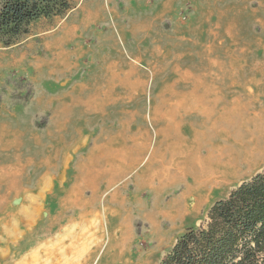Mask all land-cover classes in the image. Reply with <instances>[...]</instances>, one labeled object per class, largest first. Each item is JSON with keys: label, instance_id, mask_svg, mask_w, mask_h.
Segmentation results:
<instances>
[{"label": "rangeland", "instance_id": "374dc122", "mask_svg": "<svg viewBox=\"0 0 264 264\" xmlns=\"http://www.w3.org/2000/svg\"><path fill=\"white\" fill-rule=\"evenodd\" d=\"M70 2L66 14L32 22L15 44L0 42V264H75V245L88 246L82 235L91 237L98 229V218L81 219L75 216L79 209L67 203L70 197L77 199L75 186L87 174L80 166H95V140L100 138L101 144L110 137L104 115L84 109L95 92L105 95L100 103L112 135L121 116L129 128L123 138L136 129H143V135L149 129L151 142L144 161L122 179L129 183L128 201L137 200L132 211L137 207L140 212L129 226L138 251H115L114 230L120 218L102 211L105 236L89 264H159L187 228L206 222L216 200L264 170V153L259 157L264 149V0H149V5L144 0H117L122 14L110 0ZM97 10L98 22L87 27L88 11ZM212 84L218 86L222 133L208 138V127H202L206 118L184 110L176 112L182 123L175 128L170 104L189 100L199 85L201 92ZM168 85L178 91L166 94ZM161 104L169 110L162 111V117L157 111ZM169 116L173 119L168 124ZM195 126L202 139L188 152L178 136L195 139ZM156 129L168 133L169 139L162 142ZM231 133L237 138L226 139ZM206 139L237 151L243 149L239 141L251 139L250 147L259 148L257 160L237 168L217 164L220 181L197 187L188 155L205 150ZM160 148L167 163H174L175 157L183 160L188 175L164 192L156 186L149 191L153 205L162 197L164 202L179 200L173 217H158L155 225L159 210L150 217L141 209L135 178L137 171L141 181L150 178L153 171L145 169ZM91 179L87 177V183ZM117 185L102 190L101 201ZM90 188L84 197L92 196ZM189 205L191 211L183 214ZM75 232H80L76 240Z\"/></svg>", "mask_w": 264, "mask_h": 264}, {"label": "bare ground", "instance_id": "6f19581e", "mask_svg": "<svg viewBox=\"0 0 264 264\" xmlns=\"http://www.w3.org/2000/svg\"><path fill=\"white\" fill-rule=\"evenodd\" d=\"M261 4L264 6V3L261 2ZM99 17H100V11L99 10L88 11L87 16L84 18V22H85L86 26L88 27L90 24L98 22ZM228 29H230V28H228ZM159 54H160V51H159ZM175 68L180 69L177 66H175ZM186 72H183V73H186ZM213 83H216V82L214 81ZM199 89H200V85H199V87H195L193 89V91L191 92L193 97L189 98V100L174 101L170 104L171 105L170 111H172L171 113H175L174 114V120H173L174 127L177 128L182 123L181 121L176 120V112H177V114L181 110H184V112H188V113L196 112L197 114H199L203 118L204 117L206 118V120H203L202 127L204 125L206 127H208V131H205L204 133H206L205 135H210V136H208V138L212 139L213 137H216L220 133H222V129L218 128V118H219V114L221 112L220 107H219L220 98L218 96V86H216V84H212V86H210L209 88H207V87L202 88L201 92L199 91ZM169 117L170 118H168V120H169L168 124H169L170 120L173 119L172 116H169ZM151 118L158 120L157 116H153ZM179 118H181V117H179ZM161 128H163V126H161L160 129ZM158 129H156L157 130L156 135L157 136H159V135L163 136L162 142H164L165 140H168L169 138L167 135H169V134L167 133V135H166V132L162 134V130H158ZM199 129L200 128H197L195 126V134H194V137L196 136L195 139L193 138L192 140H187V139H185V136L183 137V135H181V134H180V136H178L179 138H181V141L185 142V144L182 145V148L184 150H187L188 152H192L194 150V148L198 147L199 141L202 139V138H199L198 135H196L198 133ZM141 130H143V129H141ZM149 133L150 132H148V130H145L144 135H143V138H144L143 141L139 142L138 144L136 143L137 147L135 149V156H134L133 160L128 164L127 170L133 169L144 159V157H145L144 153L147 150V148L149 147L150 142H151V137H150ZM237 135H242V134H237ZM230 137H233L235 139L237 138L236 135H234L233 133H231V136H227L225 138L229 139ZM243 140L239 141V143L243 146V149H240L237 151L235 146H232V145L231 146L223 145V147L221 145L215 146V144H213V142L211 140L206 139L207 147L205 148V150L200 148L196 152L188 155V157L190 156L191 173L195 178V181L197 183V187L214 185L220 181V177L222 175L216 169L217 164L226 165V166H229L231 168H237L241 163L244 164V163L253 162V160L255 159V157L258 154L259 148L256 147L257 148V150H256L255 146L250 147L249 142H251V139H248L245 141H243ZM260 148H261L260 150L263 149V147H260ZM123 151L125 152L127 150H123ZM132 151H134V150H132ZM121 152H122V149H121ZM160 152H161V148H160L159 153H157V155L155 156V158H153L151 160L150 165L146 166L147 169H145V173H147L146 171H149V172L153 171L151 173L152 177L149 175V177H150L149 179L141 181L142 186L138 185L139 191H140L139 193H141V195L139 196L138 194H136V198L138 199L139 206L141 207L142 210H145V213L147 216L154 217L157 214V209L159 210L160 216H157L153 220L155 222V225H157V218L158 217H161V216H163L164 218L173 217V215L175 213V210L173 207H175L177 204H179V200L172 199V200L164 202V198L162 197V200L160 199L159 202H156V201L154 202V204H158V205H153V204H150L149 200H148L149 191L154 189V187L156 186L157 189H159V191L164 192L166 189H169V187H168L169 184L173 183L175 185V184H177V182L179 180L182 181L186 177V175H188L187 174V166L185 164H183V160H179L175 157V158H173L174 163L169 164V163H167V161L165 159L162 160V155L160 154ZM112 153L113 152H111V154ZM263 153H264V149L261 152V154L259 155V157ZM128 154H130V153H128ZM186 154H184V155H186ZM242 154H245V156L243 157ZM120 155H121V153H120ZM184 155H182V157H184ZM132 156H133V154H132ZM120 159H121V157L119 158V160ZM255 160H257V158ZM119 162H121V161H119ZM157 162H161L160 165H158L160 169L155 170V168H156L155 166H157ZM118 165H116L114 163V165H113L114 169H112V165L107 164L102 170V173H104V178L106 180L105 182L107 183V185H106L107 188L115 185L116 181L118 180L117 178L121 177L125 173V170L123 169L124 167L120 166V168L118 169L117 168V167H119ZM115 168H117V169H115ZM122 170H124V171H122ZM170 170H171V173L174 177L173 179H172V175L170 173ZM95 171L96 170H94V172ZM100 172H101V170H100ZM100 172H97V173H100ZM87 174H90V173H87ZM141 174H143V173H141ZM168 174L171 177H169ZM90 176H91V174H90ZM94 177H95V175H94ZM101 178H102V176H101ZM84 180H86V179H84ZM80 185H82V187H83L82 183ZM126 185H127L126 182L123 183V186H126ZM186 185L187 184H185V186ZM77 187H78V185H77ZM87 187H88V185H87ZM175 188L178 189V187H175ZM99 190H100V188H99ZM196 190H197V188H196ZM79 191H80V189H79ZM79 191H78V193H79ZM166 193H169V192H166ZM183 194H186V192H183ZM81 195H83V194H81ZM144 195H146L147 197L141 199L142 198L141 196H144ZM97 196L99 197V195H97ZM94 197H96V196H94ZM120 197H122V195ZM70 199H72V197ZM83 201H81V202H83ZM113 201H115V200H113ZM115 202L118 205H120L121 208L120 207L119 208L122 210L121 212L125 211L127 213V215L125 216L126 218H124L126 220L129 218V215L131 214L132 207L136 206V204H137V200L128 201V199L125 197H123L122 200L119 199ZM104 206H108V205L104 204ZM122 208H124V210ZM96 215H98V213L96 211H92V210L89 211L88 213L79 214L80 218L84 219V220L89 219L90 216L95 217ZM128 228L129 227H127V229L121 228V229L117 230V232H114V235L117 237V242H116L117 245H116L115 251L119 255H124L127 252L133 253L135 251H138L139 246L133 244V242L135 240L132 236L131 231ZM91 235H90L91 237H84V235H82V237H81V239L85 240V242L83 244H86L88 246L78 247L75 245V264H89L91 261L92 255L102 245V242H103V239L105 236L104 232H102L99 235L97 230H96Z\"/></svg>", "mask_w": 264, "mask_h": 264}, {"label": "trees", "instance_id": "16d2710c", "mask_svg": "<svg viewBox=\"0 0 264 264\" xmlns=\"http://www.w3.org/2000/svg\"><path fill=\"white\" fill-rule=\"evenodd\" d=\"M71 7L70 0H0V42L13 45L35 20ZM159 264H264V170L216 200L206 222L187 228Z\"/></svg>", "mask_w": 264, "mask_h": 264}, {"label": "crops", "instance_id": "0c3cea01", "mask_svg": "<svg viewBox=\"0 0 264 264\" xmlns=\"http://www.w3.org/2000/svg\"><path fill=\"white\" fill-rule=\"evenodd\" d=\"M111 2H113L114 3V7L115 8H118V10H119V12L122 14L123 12H122V8H123V6H121L120 5V3H116V1L117 0H110ZM168 1H165V4H167V6H168ZM143 4L144 5H149V0H144V2H143ZM169 86V87H168ZM168 86H166V89H164V91L163 92H166V90L168 89L169 90V92L170 93H167L166 92V94H175L177 91H178V88L177 87H175V86H171V85H168ZM110 96H113V95H111V94H109ZM105 95H103L102 93H100V92H95L94 94H92V95H90V97H89V99H88V101H87V103H85L84 104V109L86 110V111H90V110H94V111H96V112H99L100 113V116L101 115H104V117H105V120L103 121L104 122V124H103V126H105L104 127V129L105 130H108L109 131V133H110V137H107V138H103V140H104V142L103 143H101L100 144V138H98V139H96L95 140V143H94V146L91 148V154L93 155V159L95 160L94 162V167H92V168H89V166L87 167V165H84L83 164V166L81 165L80 166V169H81V172L82 173H90L91 174V176H92V179L91 180H89V182L87 183L86 181H87V177H89L90 176V174H84L85 175V178L84 179H86V180H82V184H83V187H82V185H80L81 183H78L77 185H78V187H77V185L75 186V192H77V194L79 195L78 197H77V199L74 197H72V199H70L69 198V200H68V202L67 203H70V205L69 206H75V210L76 209H79V213H75V216H78L79 214H81V213H83V212H85V211H88V210H91V209H96L98 212V215H96L95 216V219L96 218H98L99 219V227H98V229H97V232H98V234L100 235L102 232H104V228L103 227H101L102 226V220H103V218H102V214H103V212L105 211V212H107V211H110V213L111 214H113V215H115L116 217L117 216H119V218H120V223L118 224V225H116L117 227H116V229L114 230V232H117V230H119V229H121V228H125V229H127V227H129L130 225H131V223H132V220H133V215H135L136 213H140L139 211H138V209H136L137 207H135L134 208V210L132 211V214H131V217L129 218V219H124V218H126L125 216H124V213H121V210L119 209V206H118V204L115 202V201H117V200H119V198H121L120 196H121V194L123 195L124 194V196L126 197V198H129V197H127L128 195H127V193H126V189H128V181L127 180H124V181H122V179L128 174V173H130L131 171H133V169H136V167H134L133 169H131V170H127V167H128V164L133 160V158H134V156H135V149H136V145L139 143V142H141L142 141V137H143V130H141V129H136V130H134V131H132L131 132V134L128 136V138H123V135H124V133H125V131L127 130V128H128V121H127V119H125V118H122L121 116H118V121L121 123V125H119L118 127H117V131H116V134L115 135H112L111 134V130H109L108 128L110 127V126H108L107 124H109V123H107V120H106V110H105V108L103 107L104 105H101V103H100V99L101 98H103ZM155 102V101H154ZM155 105V104H154ZM153 107L154 106H152V111H153ZM75 109H76V104H75ZM121 111H122V109H121ZM158 113H160V115H161V117H162V111H165V112H167V111H169L168 110V107L166 106V107H164V105L163 104H161L160 105V107L158 108ZM122 113V112H121ZM160 117V118H161ZM168 127V126H167ZM129 129V128H128ZM77 132V131H76ZM148 132H150V130L148 129ZM150 134V137H151V132L149 133ZM122 137V139H120ZM97 142H98V144H97ZM137 143V144H136ZM135 146V147H134ZM109 148V149H108ZM133 148V149H132ZM114 149V150H113ZM121 149H122V152H121ZM107 150L108 151H111V152H113L111 155H109V153H108V155H107ZM116 150V151H115ZM123 150H127V151H123ZM130 150V151H129ZM132 150H134V151H132ZM115 151V152H114ZM130 153V154H128V153ZM133 152V153H132ZM118 153V154H117ZM120 153H121V155H120ZM117 154V155H116ZM128 154V155H127ZM132 154H133V156H132ZM119 155V156H118ZM128 156V157H127ZM121 157V159L119 160V158ZM124 157V158H123ZM128 158V159H127ZM116 160V161H115ZM119 161H121V162H119ZM128 161V162H127ZM142 161H144V159L142 160ZM141 161V162H142ZM140 162V163H141ZM114 163L116 164V165H118L119 163V167H117L118 169L120 168V166L121 167H124L123 169L125 170V173L121 176V177H118L117 179V181H116V183H115V185H117L116 186V188L119 186V185H121V184H123V183H127V185L125 186V187H122V189L119 191V192H116L115 193V190H116V188L113 190V192H111L108 196H106L104 199H103V201H101V192H102V190H108L109 188H107V183L105 182L106 180H105V178H104V173H102V170H103V168L107 165V164H109V165H112V169H114V167H113V165H114ZM140 163H139V165H140ZM126 167V168H125ZM117 168H115V169H117ZM99 171H98V170ZM93 172H92V171ZM94 170H96L95 172H94ZM100 170H101V172H100ZM124 170H122V171H124ZM140 170V169H139ZM97 172H100V173H97ZM127 172V173H126ZM139 172L140 171H137V175H136V178H135V181H136V188H137V190H139V186L138 185H140V186H142V182H141V176L142 175H139ZM101 174V175H100ZM83 175V176H84ZM94 175H95V177H94ZM97 176V177H96ZM99 176V177H98ZM101 176H102V178H101ZM116 178V177H115ZM97 179V180H96ZM94 181V182H93ZM120 181H122V182H120ZM97 183V184H96ZM87 185H88V187H87ZM115 185H113V186H115ZM113 186H111V187H113ZM91 187V188H90ZM85 188V189H84ZM86 188H90L91 189V191H92V196L91 197H89V198H86V197H84L83 195H81V194H84V191L86 190ZM96 190H95V189ZM99 188H100V190H99ZM107 188V189H106ZM79 189H80V191H79ZM82 189V190H81ZM98 189V190H97ZM137 190H136V192H137ZM78 191H79V193H78ZM95 191V192H94ZM124 191V192H123ZM82 192V193H81ZM122 192V193H121ZM136 192L134 193V196L133 197H135V194H136ZM100 193V194H99ZM97 195H99V197L97 196ZM94 196H96V197H94ZM98 197V198H97ZM84 201H83V200ZM134 199V198H133ZM132 199V200H133ZM78 200V201H77ZM113 200H115V201H113ZM81 201H83V202H81ZM111 201V202H110ZM77 204H76V203ZM88 202V203H87ZM106 202H107V204H106ZM115 202V203H114ZM111 203V204H110ZM104 204L105 205H108V206H104ZM113 204V205H112ZM117 204V205H116ZM103 211V212H102ZM189 211H191V206L189 205V206H187L185 209H184V213L183 214H185V213H188ZM102 223V224H101ZM126 223H127V225H129V226H127L126 225ZM108 225V224H107ZM125 225L127 226V227H125ZM109 228V227H108ZM107 228V229H108ZM131 228V227H130ZM130 228H128L130 231H131V229ZM100 232H99V231ZM105 230H106V228H105ZM132 233V232H131ZM80 234V232H75V240H76V238H77V236ZM132 236H133V238H134V234H132Z\"/></svg>", "mask_w": 264, "mask_h": 264}]
</instances>
